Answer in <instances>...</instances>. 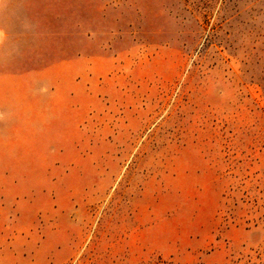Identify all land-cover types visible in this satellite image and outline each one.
<instances>
[{
    "label": "rangeland",
    "instance_id": "1",
    "mask_svg": "<svg viewBox=\"0 0 264 264\" xmlns=\"http://www.w3.org/2000/svg\"><path fill=\"white\" fill-rule=\"evenodd\" d=\"M0 264H264V0H0Z\"/></svg>",
    "mask_w": 264,
    "mask_h": 264
}]
</instances>
